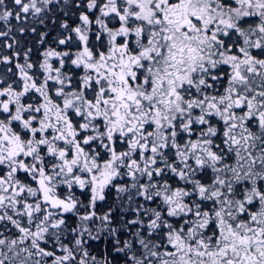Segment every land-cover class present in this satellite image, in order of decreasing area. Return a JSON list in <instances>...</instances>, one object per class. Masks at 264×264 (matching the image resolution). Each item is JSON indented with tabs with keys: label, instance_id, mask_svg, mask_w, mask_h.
<instances>
[{
	"label": "snow or ice",
	"instance_id": "1",
	"mask_svg": "<svg viewBox=\"0 0 264 264\" xmlns=\"http://www.w3.org/2000/svg\"><path fill=\"white\" fill-rule=\"evenodd\" d=\"M0 264H264V0H0Z\"/></svg>",
	"mask_w": 264,
	"mask_h": 264
},
{
	"label": "trees",
	"instance_id": "2",
	"mask_svg": "<svg viewBox=\"0 0 264 264\" xmlns=\"http://www.w3.org/2000/svg\"><path fill=\"white\" fill-rule=\"evenodd\" d=\"M14 22V21H13ZM49 27H51V25H49ZM52 35L54 36L55 35V31L52 32Z\"/></svg>",
	"mask_w": 264,
	"mask_h": 264
}]
</instances>
